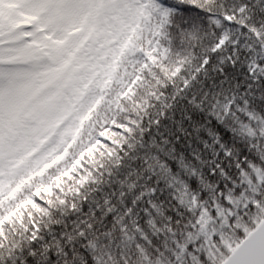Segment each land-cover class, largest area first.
I'll return each mask as SVG.
<instances>
[{
	"label": "snow or ice",
	"instance_id": "6c2138e0",
	"mask_svg": "<svg viewBox=\"0 0 264 264\" xmlns=\"http://www.w3.org/2000/svg\"><path fill=\"white\" fill-rule=\"evenodd\" d=\"M0 264H264V0H0Z\"/></svg>",
	"mask_w": 264,
	"mask_h": 264
},
{
	"label": "rangeland",
	"instance_id": "374dc122",
	"mask_svg": "<svg viewBox=\"0 0 264 264\" xmlns=\"http://www.w3.org/2000/svg\"><path fill=\"white\" fill-rule=\"evenodd\" d=\"M37 199H39V197H37Z\"/></svg>",
	"mask_w": 264,
	"mask_h": 264
}]
</instances>
